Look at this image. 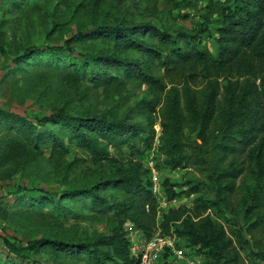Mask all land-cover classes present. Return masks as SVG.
<instances>
[{"label": "trees", "instance_id": "1", "mask_svg": "<svg viewBox=\"0 0 264 264\" xmlns=\"http://www.w3.org/2000/svg\"><path fill=\"white\" fill-rule=\"evenodd\" d=\"M40 1L1 0L0 9L11 13L36 8ZM223 10L225 18L216 37L219 46L217 57L203 43L202 36L207 29L201 28L199 24L195 27L198 31L192 34L183 29L170 33L150 23L113 25L95 22L91 28L85 26L63 46L25 50L16 58L15 68L5 77L26 72L29 68L48 67L74 76L78 82H88L95 86L116 84L121 81L119 74H122L126 80H138L152 89L164 92L166 85L153 74V64L161 65L167 74L188 67L193 70L203 67L207 79H211L206 90L197 94L187 81L183 83L182 89L173 86L167 93V104L160 115L165 136L159 146V150L166 156L165 164L172 169L207 164L206 155L213 149L211 131H216L215 140H220L216 149L222 155L221 162H225L230 155L249 152L255 159L258 182L264 177V0H226ZM148 38L158 39L171 50V57L162 56L159 48L150 43ZM132 53L138 54L139 58L132 56ZM224 72L239 78L235 83L227 82L225 96L219 103L222 87L211 75ZM239 80L244 81L240 84ZM182 103L188 124L198 132V138L206 145L205 150L183 141L186 117L182 113ZM157 107L156 100L143 99L120 119L74 116L66 112L44 114L31 119L0 109V164H5L19 152L29 150L41 154L45 148H49L51 152L62 155L68 152L65 140L88 150L96 160L109 158V146L133 148L134 139L143 138L146 132H150V135L145 138V142L151 148L155 123L144 124L137 121L136 116H143L147 120V117L156 113ZM101 141L106 142L107 147ZM186 148L197 150L198 154L193 157L186 152ZM136 166L130 173L109 177L84 189H72L60 196L44 190L37 192L34 188L22 189L19 202L27 207L49 206L62 216L79 217L81 215L67 208L65 202L81 200L92 213L106 214L114 211L122 221L111 236L95 243L39 240L24 247L6 239L4 243L8 254L5 260L0 261L4 264H18L15 259L23 261L32 256L31 251L44 246L81 257L88 264H109L108 261L136 264L130 256L122 225L125 221H131L147 237H151L158 214L157 200L150 188L152 183L149 176L148 180L145 179L147 170H143L141 163ZM242 174L243 171L237 167L215 165L210 178L216 188L217 199L207 203L201 199L198 207L201 213L220 206L224 194L233 191L235 181ZM223 181H228L226 187L222 185ZM202 185L191 187V194L201 193ZM111 190L121 191L123 199L112 200L103 193ZM179 196L175 190L167 191L168 201H174ZM250 203L245 210L247 213H253L259 208V196L251 195ZM163 219L161 233L186 238L189 241L188 247L203 255L206 264H242L241 253L233 240L228 237L225 228L214 223L210 216L196 222L191 216H185V210L171 209ZM252 255L257 261L264 262V252Z\"/></svg>", "mask_w": 264, "mask_h": 264}, {"label": "rangeland", "instance_id": "2", "mask_svg": "<svg viewBox=\"0 0 264 264\" xmlns=\"http://www.w3.org/2000/svg\"><path fill=\"white\" fill-rule=\"evenodd\" d=\"M39 3L36 8L11 13L0 9V109L31 119L58 112L120 119L139 101L156 100L158 107L154 115L147 117V120L143 116H136V120L144 124L154 122L155 133L151 148L145 142V138L150 135V132H146L143 138L134 139L133 148L109 146V158L106 160L93 159L88 150L65 140L68 152L62 155L51 152L49 148H45L41 154L29 150L19 152L5 164H0V259L5 260L8 254L4 243L6 239L24 247L39 240L95 243L111 236L122 221L114 211L106 214L92 213L81 200L65 202L67 208L81 215L79 217L62 216L49 206L27 207L19 202L22 189L34 188L37 192L44 190L60 196L72 189H84L109 177L130 173L137 167L136 164L141 163L143 170H147L145 179L148 180L149 176L152 183L150 188L158 204L157 224L151 236L163 232V216L171 209L185 210V216H191L196 222L210 216L214 223L225 228L228 237L241 253L242 264H264L252 255L264 252V177L257 182L258 169L254 157L244 152L230 155L225 162H221L222 155L216 149L220 142L219 139L215 140L216 131H211L213 149L206 155L207 164L172 169L165 164L166 156L159 150L165 136L160 115L167 104L168 91L173 86L182 89L183 83L187 81L197 94L206 90L211 79H207L203 67L197 70L188 67L167 74L161 65L153 64V74L166 85L164 92L152 89L138 80H126L122 74H119L121 81L116 84L95 86L88 82H78L74 76L48 67L29 68L26 72L5 77L15 68L16 58L25 50L63 46L85 26L91 28L95 22L113 25L150 23L170 33L183 29L192 34L198 31L195 27L199 24L201 28L207 29L202 36L203 43L217 57V30L225 18L223 9L226 0H41ZM148 41L159 48L162 56L171 57V50L158 39L148 38ZM132 56L139 58L135 53ZM211 78L221 84L220 103L225 96L227 82L235 83L239 77L224 72L214 76L212 74ZM239 81L242 84L244 80ZM182 113L186 117L183 141L205 150L206 145L198 138V132L188 124L183 103ZM101 144L107 147L106 142L101 141ZM189 148H186V152L195 157L197 150ZM217 164L224 168L237 167L243 174L235 181L233 191L224 194L220 206L201 213L198 209L201 199L206 203L217 199L216 188L210 178ZM196 184H203V191L191 194V187ZM222 185L226 187L228 181H223ZM171 189L180 194L174 201L167 200V191ZM103 193L112 200H122L124 197L119 190ZM253 194L259 196L260 206L253 213H247L245 210L250 206V196ZM122 229L128 244L133 238H147L131 221H125ZM173 237L180 248L198 257L201 264H206L203 255L188 247L189 241L186 238ZM31 253L32 256H27L25 260L15 261L18 264H88L81 257L51 247L41 246ZM117 262L108 261L109 264ZM0 264L4 263L0 261Z\"/></svg>", "mask_w": 264, "mask_h": 264}, {"label": "built area", "instance_id": "3", "mask_svg": "<svg viewBox=\"0 0 264 264\" xmlns=\"http://www.w3.org/2000/svg\"><path fill=\"white\" fill-rule=\"evenodd\" d=\"M129 251L136 264H201L198 257L176 244L175 237L161 232L138 240L133 238L129 241Z\"/></svg>", "mask_w": 264, "mask_h": 264}]
</instances>
